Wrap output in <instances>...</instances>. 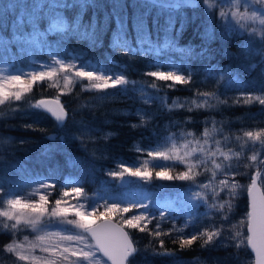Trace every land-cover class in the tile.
<instances>
[{
	"label": "trees",
	"instance_id": "16d2710c",
	"mask_svg": "<svg viewBox=\"0 0 264 264\" xmlns=\"http://www.w3.org/2000/svg\"><path fill=\"white\" fill-rule=\"evenodd\" d=\"M13 2L0 0V20L7 21L0 26V69L8 66L0 84L9 95L0 104V212L10 199L23 205L41 196L46 211L22 210L16 228L0 216V264H25L21 249L8 251L15 241L35 242L49 223L68 227L49 215L57 200L86 212L95 207L97 214L117 204L110 215L136 249L125 264H252L246 190L255 172L264 192V105L244 97L264 95V33L242 26L250 7L243 0H26L44 33L37 48L7 42ZM81 69L123 83L96 89L100 81L75 76ZM154 71L185 80L162 81ZM12 75L24 83H9ZM46 95L62 104L61 123L35 106ZM124 167L152 175L131 176L138 187L119 184L111 173ZM162 169L190 178H157ZM137 215L146 217L138 227L123 224ZM206 231L219 233L207 245Z\"/></svg>",
	"mask_w": 264,
	"mask_h": 264
},
{
	"label": "snow or ice",
	"instance_id": "6c2138e0",
	"mask_svg": "<svg viewBox=\"0 0 264 264\" xmlns=\"http://www.w3.org/2000/svg\"><path fill=\"white\" fill-rule=\"evenodd\" d=\"M10 12L12 13L13 19L11 21V29H12V40L7 41L8 43L13 42H24L30 45H34L37 48H42L43 36L44 33L39 32L35 28V12L34 5L29 8L26 0H14L12 4L9 5ZM0 26L7 27V21L0 20ZM31 26L32 31L26 32L25 28ZM0 42L3 41V37H0ZM256 65H250L248 67V71H254ZM61 69L63 71L68 70L67 65H61ZM151 76L158 78L162 81H174V82H183L185 77L181 75H177L174 73H165L162 71H154L149 73ZM39 78L43 79L45 76L44 72H40ZM48 76L54 75V72L47 73ZM75 76L79 78L87 79L88 81H100V83H93L92 87L96 89H108L111 87H116L117 85L123 83V78L118 77L113 80L111 77H105L102 75H97L94 72H88L84 70H76ZM37 79V75L32 76V80L35 81ZM66 85L71 83L70 78L65 77ZM9 83L11 84H22L24 83L22 77L20 75H12L9 78ZM4 85L0 84V104H3L5 100L9 99V95L4 91ZM261 91L264 92V88H261ZM13 98L15 100L21 99V92L16 91L13 93ZM259 102L264 105V95L256 96V97H244V103L249 104L252 102ZM35 106L47 108V104L44 100L39 101ZM52 115L60 120L64 118V110L61 108L59 111H52ZM248 137H252V132L245 133ZM260 135V134H257ZM153 159L161 158L163 160L170 159L169 156L165 155L161 152L156 153H148ZM124 173H127L130 176L142 177L144 179H148L151 177L152 173L148 172L146 169L142 170L141 168H128L124 167L121 172H113L111 175L123 177ZM157 178H162L165 180H171L174 178L178 179H189V175L187 173L181 174L179 177H172L168 175L166 170H160L155 173ZM73 191L79 195L81 192L80 188H75ZM65 195H68L66 192ZM45 197H40V203H28L21 205V201L18 199H10L8 200V210L0 212V216L6 217L8 220H13L15 223L12 225V228H16L20 223V213L22 210L27 209L36 213L38 216L44 215L46 209L44 206ZM20 206V208H18ZM253 212L250 214L252 217V222L249 230L253 233V236L248 238V243H251L253 248L257 251V256H261L264 253V200H261L258 204L253 201ZM119 207L117 204H111L106 207L104 212H100L97 214V210L95 207H92L91 211H81L80 207L76 205H65L61 206V202L59 200L56 201L55 207H53L49 213L51 217L61 218L67 220L68 223L73 224L79 229L77 234H67L61 235L56 233L59 241L63 246L54 245L55 251H52L51 258L43 261V264H57V261L60 264H84V262H88V264H99V261L96 260L95 254L97 252H102L103 256L107 257L108 260L112 262V264H124V261L131 256L136 249L132 247L131 242L129 241L127 233L123 232L122 229L115 227L114 225H110L108 222L111 221V213L119 211ZM123 212H128L129 209L127 207L122 209ZM72 213L73 218L68 219V214ZM94 217V220H89L88 217ZM103 219V226H96L95 222ZM142 219H146V217L142 215L133 216L132 219H124L123 224L127 225L130 228L138 227L137 221ZM32 226H35V221H29ZM144 229L141 228V231ZM156 235L159 236V231L156 232ZM204 236L207 237L205 240V245L211 243L213 241L214 236L219 235L217 232L206 231L203 233ZM39 239L43 240L44 237H40ZM197 239L196 235L191 236L190 239H182L180 241L181 248L185 246L191 245L194 240ZM94 242V243H93ZM163 242H161L162 245ZM36 245H33L35 247ZM42 247L44 252H48L49 249L46 247ZM9 252L14 251L13 247L8 248ZM21 260H24L25 257L21 256ZM36 261V264H41L39 258H33ZM258 264H264V261L258 260Z\"/></svg>",
	"mask_w": 264,
	"mask_h": 264
},
{
	"label": "rangeland",
	"instance_id": "374dc122",
	"mask_svg": "<svg viewBox=\"0 0 264 264\" xmlns=\"http://www.w3.org/2000/svg\"><path fill=\"white\" fill-rule=\"evenodd\" d=\"M159 2H190V0H157ZM243 4H247L248 7H250L249 12H246L244 14V18L246 19L245 23L242 21V26L247 24L248 29L254 31V35H258V33L263 32L264 33V0H243ZM250 13V14H249ZM18 68V67H15ZM22 69V68H20ZM8 70V66L4 65V68L0 69V73L3 74ZM53 70V67L50 68L48 72ZM45 72V71H43ZM1 78V76H0ZM5 76L1 78V80L4 81ZM65 117V113H64ZM123 176H126L127 178L125 180H120V177H116L115 180L119 184H126L131 183L138 187L136 182V179L134 177H129L127 174H124ZM30 215V214H29ZM28 215V216H29ZM93 217H88V219H92ZM68 227H65L63 225L59 224H51L42 227V231L38 233V235L35 237V242L29 241L27 239L15 241L14 244L12 243V246L14 249H21L22 255L25 257V264H36V261L33 259L34 257L39 258L41 261V264H43V261L46 259L51 258L52 251H55L54 245L63 246V244L60 243L56 233H59L61 235H67V234H77L79 229L76 228L73 224H70L66 222ZM40 237H44L43 240L39 239ZM33 245H36L35 247H38V249H33ZM46 247L49 249L48 252H44L42 250V247ZM96 260L99 261V264H109V262L103 258L98 252L95 254ZM57 264H60L59 261H57ZM84 264H88V262H84Z\"/></svg>",
	"mask_w": 264,
	"mask_h": 264
},
{
	"label": "water",
	"instance_id": "95a60500",
	"mask_svg": "<svg viewBox=\"0 0 264 264\" xmlns=\"http://www.w3.org/2000/svg\"><path fill=\"white\" fill-rule=\"evenodd\" d=\"M44 100L45 103L47 104V108H42L40 107L50 118H52L56 123H61L63 121L64 118L57 120L53 115L52 112L49 111V109H51L52 111H59L61 108H63L62 104L60 103V101L58 100V98L54 95H46V96H40L37 97L35 99V102L38 104L39 101ZM64 110V108H63ZM65 113V112H64ZM127 177L123 176L120 177V180H125ZM247 220H246V231H247V246L250 249L251 252V257H252V264H258V260L264 261V253L261 254V256H257V251L255 248H253L251 243H248V238L250 236H253V233L249 230L250 226H251V222H252V217L250 216V214L253 212V201L255 200V202L258 204L261 200H264V192L262 190V188L260 187L256 176H255V172L251 173V178H250V182L247 186ZM110 225H114L115 227L122 229L123 232L127 233L129 241L132 244L133 247V243L132 240L127 232V230L124 228V226H122V224H120L119 222H117L116 220H114L113 218L111 219V221L108 222ZM104 221L103 219L96 221L95 225L96 226H103ZM94 243V242H93ZM103 258H105L109 264H112V262L110 260H108L107 257L103 256L102 252H98ZM126 260L124 261L125 264Z\"/></svg>",
	"mask_w": 264,
	"mask_h": 264
}]
</instances>
